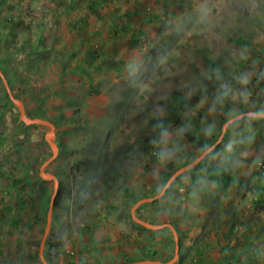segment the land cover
Segmentation results:
<instances>
[{
    "label": "rangeland",
    "instance_id": "374dc122",
    "mask_svg": "<svg viewBox=\"0 0 264 264\" xmlns=\"http://www.w3.org/2000/svg\"><path fill=\"white\" fill-rule=\"evenodd\" d=\"M0 71V264H44L41 173L49 264H264V121L142 202L264 115V0H0Z\"/></svg>",
    "mask_w": 264,
    "mask_h": 264
},
{
    "label": "water",
    "instance_id": "95a60500",
    "mask_svg": "<svg viewBox=\"0 0 264 264\" xmlns=\"http://www.w3.org/2000/svg\"><path fill=\"white\" fill-rule=\"evenodd\" d=\"M0 76H3L1 71H0ZM5 84H6V81H5ZM12 100L15 103V105L19 108L20 113H21V119L24 121V123L26 125H40V126H45V127H49L50 128V133H48L45 138H46V141L51 146V148H52V150L54 152V157H56L58 155V153H59V149L54 143V141L56 139V135L54 133V126L52 124H50L49 122H46V121L28 119L27 116H26L23 104L20 101H18V100H14V99H12ZM263 117H264L263 114L245 113V114H241V115H238L235 118L230 119L225 124V126L223 127L222 137L220 138V140L218 141V143L216 145L212 146L205 153H203V155L199 159H197L194 163H192L191 165H188V166L180 169L174 175H172L171 178L168 180L164 190L162 191V193L159 196H157V197H155L153 199L144 200L142 202L143 203H152V202H154L156 200H159V199L163 198L165 193L167 192V190L172 186V184L176 181V179L179 176H181L182 174L194 169L201 161H203L209 154H211L216 149L217 145L222 141L224 135L226 134L227 130L229 129V127L231 125H233L237 121L242 120L244 118H257V119H260V118H263ZM54 157H53V159H54ZM41 177L44 180L53 181L54 182V193H53V195L51 197V201H50V210H49V215H48V225H47L45 236H44V238H42V245H41L42 261H43L44 264H49L46 261V259L43 257V251H44L43 249H44V244L46 242L45 238H47V236H48V234L50 232V229H51L52 213H53V209L55 208L56 198L58 196L59 183H58L57 178L55 176H53V175H50V174H47V173H45V174L41 173ZM136 207H138V205ZM138 223H139L140 226H142L144 228H147V229H151V230H160V229L163 228V227H158V226L157 227L156 226H150V225H147L146 223H143V222H138ZM169 227L174 231V228L172 226H169ZM178 252H179V244L177 243V254H178ZM137 264H160V263L151 262V261H144V262L137 263Z\"/></svg>",
    "mask_w": 264,
    "mask_h": 264
},
{
    "label": "trees",
    "instance_id": "16d2710c",
    "mask_svg": "<svg viewBox=\"0 0 264 264\" xmlns=\"http://www.w3.org/2000/svg\"><path fill=\"white\" fill-rule=\"evenodd\" d=\"M96 11H94L93 13H95ZM151 20V19H150ZM150 20H148V22H149V24H151V21ZM144 35V33L143 32H141L140 31V33H139V37H141V36H143ZM118 37V34H114V38H117ZM133 40L135 41L133 44L134 45H138L139 44V41L137 40V36H133ZM205 60H206V62L208 63V65L211 67V71L213 72L214 70H216V69H219L220 68V64L219 63H215L213 60H211V58H209V57H205ZM211 72V73H212ZM226 91V90H225ZM173 96L175 97L176 96V98L178 99V101H179V103L181 104V105H184L185 104V102H183L182 101V98H181V96H183L180 92H178V91H174V93H173ZM174 113V111L173 110H170V113L169 114H173ZM241 114H245L244 112H243V109L242 108H240V112H239V114L238 115H241ZM238 115H235V116H238ZM175 119V121H174V123L175 124H177L178 122H179V117L176 115L175 117H174ZM232 118H235V117H232ZM231 118V119H232ZM244 119H251V118H244ZM254 120H259V122H263L264 121V119H257V118H253ZM243 120V119H242ZM242 120H239V121H237L236 123H234L233 125H231L230 127H229V130H230V128L232 127L233 128V126H235V125H237V124H239V123H241L242 122ZM33 126H37V125H33ZM158 126H160V128H159V133L160 134H163L165 131H167V129L169 128L168 127V124H167V122L164 120L163 121V123L161 122V121H158ZM229 130H228V134H229ZM225 137V136H224ZM226 137H227V135H226ZM226 137H225V139H226ZM203 169L207 172V173H209V174H213V175H220L221 177H224V178H228V179H231L232 177L224 170V169H222V168H215V167H210V166H204L203 167ZM175 186V183H173L172 184V186ZM169 191H170V188L167 190V192L165 193V195H164V197L163 198H161V199H159V200H156V201H154V202H152V204L154 205V204H158V203H160L162 200H164V199H166L167 198V196H168V193H169ZM61 194H62V189L60 188L59 189V191H58V196H57V198H56V202H55V208L56 207H58L59 206V203H60V200H61ZM172 225H174L173 223H172ZM175 226V225H174ZM140 228L141 229H143V227L142 226H140ZM177 228V227H176ZM179 249H181L182 248V241H180V239H179ZM181 254V253H180ZM157 256H156V253H153V256H150V259L151 260H153V259H155ZM184 257H181V259H180V261H179V264H184L183 263V261H184ZM199 264H201V263H199Z\"/></svg>",
    "mask_w": 264,
    "mask_h": 264
}]
</instances>
